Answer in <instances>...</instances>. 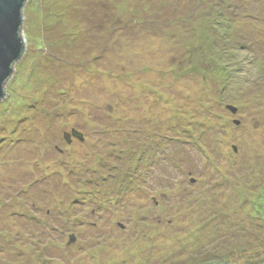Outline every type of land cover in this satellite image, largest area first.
<instances>
[{
    "label": "rangeland",
    "instance_id": "1",
    "mask_svg": "<svg viewBox=\"0 0 264 264\" xmlns=\"http://www.w3.org/2000/svg\"><path fill=\"white\" fill-rule=\"evenodd\" d=\"M23 5L0 264H264V0Z\"/></svg>",
    "mask_w": 264,
    "mask_h": 264
},
{
    "label": "water",
    "instance_id": "2",
    "mask_svg": "<svg viewBox=\"0 0 264 264\" xmlns=\"http://www.w3.org/2000/svg\"><path fill=\"white\" fill-rule=\"evenodd\" d=\"M24 0H0V100L4 95L3 83L10 76L12 65L23 53V39L19 31ZM228 109H231L229 107ZM73 136H80L73 132Z\"/></svg>",
    "mask_w": 264,
    "mask_h": 264
}]
</instances>
